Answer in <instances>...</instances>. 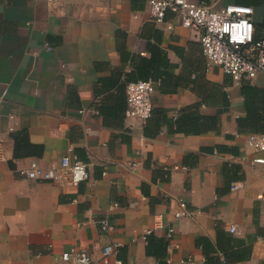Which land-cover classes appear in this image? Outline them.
Instances as JSON below:
<instances>
[{"label": "crops", "instance_id": "obj_1", "mask_svg": "<svg viewBox=\"0 0 264 264\" xmlns=\"http://www.w3.org/2000/svg\"><path fill=\"white\" fill-rule=\"evenodd\" d=\"M192 1L249 5L264 36V0ZM147 79L161 83L151 117L126 120V84ZM260 133L261 77L235 85L207 69L201 44L149 20L146 0H60L54 13L0 0V264H74L60 260L72 248L94 264H264V165L252 163L264 152L244 139ZM67 153L86 182L18 172ZM181 202L195 214L175 219Z\"/></svg>", "mask_w": 264, "mask_h": 264}, {"label": "built area", "instance_id": "obj_2", "mask_svg": "<svg viewBox=\"0 0 264 264\" xmlns=\"http://www.w3.org/2000/svg\"><path fill=\"white\" fill-rule=\"evenodd\" d=\"M60 0H46L48 11L54 13V7ZM148 19L166 30H173L175 25L188 30L201 44L207 69L212 66L220 68L231 76L233 84L240 85L261 77L264 82V36L255 37L253 7L238 3H228L220 8L208 6L192 0H146ZM170 19L167 20V16ZM159 86L158 80H139L128 82L125 86L126 120L145 123L153 108V94ZM236 137H241L236 134ZM245 143L255 153L264 152V134H247ZM253 164L264 165V157H255ZM135 167L136 164H131ZM26 179L58 183L66 180L72 185L86 182L90 175L87 165L75 155L67 153L57 165L41 167L37 161H30L25 168L18 169ZM240 187L231 183V189ZM185 203L179 204L174 218L190 217L195 211H189ZM102 231H111L107 219L97 221ZM234 231V228L231 227ZM173 230L169 229V233ZM118 244L112 243L101 248V259L107 262L110 255L118 251ZM63 263L94 264L92 255L84 249H69L60 255Z\"/></svg>", "mask_w": 264, "mask_h": 264}, {"label": "trees", "instance_id": "obj_3", "mask_svg": "<svg viewBox=\"0 0 264 264\" xmlns=\"http://www.w3.org/2000/svg\"><path fill=\"white\" fill-rule=\"evenodd\" d=\"M240 4H241V3H240ZM158 81H159V86H160V84H161V83H160V80L158 79ZM131 82H134V81H131ZM152 111H153V108H152V110H151V115H152ZM151 115H150V117H151ZM150 117H149V118H150ZM149 118H148V119H149ZM148 119H147V120H148ZM147 120H146V121H147ZM260 134H264V133H260Z\"/></svg>", "mask_w": 264, "mask_h": 264}]
</instances>
